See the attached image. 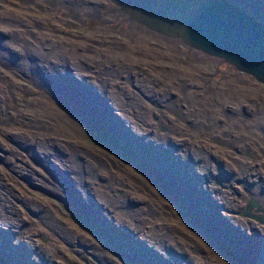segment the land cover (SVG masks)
Here are the masks:
<instances>
[{
    "label": "rangeland",
    "instance_id": "1",
    "mask_svg": "<svg viewBox=\"0 0 264 264\" xmlns=\"http://www.w3.org/2000/svg\"><path fill=\"white\" fill-rule=\"evenodd\" d=\"M132 1L0 0V264H102L98 250L115 264H264V224L241 216L250 195L264 207V131L219 115L261 116L264 81L148 28ZM231 1L264 23V0ZM224 158L247 187L218 178ZM41 245L51 259L36 257Z\"/></svg>",
    "mask_w": 264,
    "mask_h": 264
},
{
    "label": "water",
    "instance_id": "2",
    "mask_svg": "<svg viewBox=\"0 0 264 264\" xmlns=\"http://www.w3.org/2000/svg\"><path fill=\"white\" fill-rule=\"evenodd\" d=\"M133 17L204 52L223 56L264 81V23L231 0H135ZM149 5V10L140 6ZM129 10V9H128ZM261 205L253 200L249 205ZM264 222V211L258 215Z\"/></svg>",
    "mask_w": 264,
    "mask_h": 264
},
{
    "label": "bare ground",
    "instance_id": "3",
    "mask_svg": "<svg viewBox=\"0 0 264 264\" xmlns=\"http://www.w3.org/2000/svg\"><path fill=\"white\" fill-rule=\"evenodd\" d=\"M120 0H116V2H119ZM129 2H133L132 0H128ZM243 1V0H242ZM6 2V1H5ZM121 3V2H120ZM241 3V2H240ZM257 3V2H256ZM243 4V3H242ZM5 5V4H4ZM149 5H151V4H146V3H144L143 5H141L140 6V9L142 10H149ZM6 6V5H5ZM258 6V5H257ZM139 7V4L137 3V2H135V3H131L127 8H129V9H133V8H135V10H137V8ZM262 7V6H261ZM249 8V7H248ZM115 11H120L118 8H115ZM4 14V13H3ZM9 17H10V15H9ZM135 20H138L137 18H135V17H133ZM7 19V18H6ZM4 21V20H3ZM41 22V21H40ZM43 23V22H42ZM25 24V23H24ZM31 25V24H30ZM38 25V24H37ZM141 25H143V23L141 24ZM46 26V25H45ZM54 26V25H53ZM18 28V27H17ZM148 28H151V27H148ZM53 29V28H52ZM151 29H154V28H151ZM20 29H18V31H19ZM28 30V29H27ZM30 30V29H29ZM42 30V29H41ZM154 30H157V29H154ZM16 31V30H15ZM14 31V29H13V32H15ZM24 31V30H23ZM30 31H32V30H30ZM35 33V32H34ZM42 33V32H41ZM46 33V32H45ZM67 33V32H66ZM14 34V33H13ZM16 34V33H15ZM19 34V33H18ZM17 34V35H18ZM40 34V33H39ZM48 34V33H47ZM28 35V34H27ZM37 35V34H36ZM14 36V35H13ZM38 36V35H37ZM42 36V35H41ZM44 36V35H43ZM36 37V36H35ZM56 37H58V36H56ZM24 37H22L21 39H23ZM44 38V37H43ZM42 38V39H43ZM181 38V37H180ZM18 39V38H17ZM28 39V38H27ZM26 39V40H27ZM60 39V38H59ZM62 39V38H61ZM182 39V38H181ZM30 40V39H29ZM52 40H53V38H52ZM64 40V39H63ZM0 41H2V40H0ZM40 41V40H39ZM44 41V40H43ZM174 41V40H173ZM5 42V41H4ZM8 42V41H7ZM16 42V41H15ZM47 42V41H46ZM51 42V41H50ZM29 43H31V42H29ZM40 43V42H39ZM44 44H45V42H43ZM62 43V42H61ZM144 43V42H143ZM12 44V43H11ZM66 44V43H65ZM145 44V43H144ZM43 45V44H42ZM48 45V44H47ZM62 45V44H61ZM190 45V44H189ZM40 46V45H39ZM45 46V45H44ZM64 46V45H63ZM83 46V45H82ZM125 46V45H124ZM131 46V45H130ZM17 47H19V46H17ZM16 47V48H17ZM84 47V46H83ZM190 47H192V48H194V49H196V50H200L201 51V49L200 48H198V47H194V46H190ZM14 48V47H13ZM125 48H126V46H125ZM131 48V47H130ZM145 48V47H144ZM157 47L155 46H153V45H149L148 46V49H150V50H154L155 51V49H156ZM15 49V48H14ZM18 49V48H17ZM33 49V48H32ZM36 49V48H35ZM57 49V48H56ZM55 49V50H56ZM66 49V48H65ZM121 49V48H120ZM25 50V49H24ZM29 50H30V47H29ZM37 50V49H36ZM60 49H58V51H59ZM72 50V49H71ZM4 51V50H3ZM35 51V50H34ZM46 51V50H45ZM146 51V50H145ZM33 52V51H32ZM56 52V51H55ZM62 52V51H61ZM74 51H72V53H73ZM149 52V51H148ZM151 52V51H150ZM156 52V51H155ZM3 53V52H2ZM5 53V52H4ZM12 53V52H11ZM19 53V52H18ZM37 53V52H36ZM25 54V53H24ZM23 54V55H24ZM208 54H210V53H208ZM2 55V54H1ZM6 55V54H5ZM29 55V54H28ZM31 55H33L32 53H31ZM112 55V54H111ZM153 55H154V53H153ZM157 55V54H156ZM160 55H162V54H160ZM210 55H214V54H210ZM33 56H35V55H33ZM65 56V55H64ZM63 56V57H64ZM93 56H94V54H93ZM148 56V55H147ZM215 56H217V57H220V58H223V59H225L223 56H220V55H215ZM84 57V56H83ZM162 57V56H161ZM35 58V57H34ZM9 59V58H8ZM15 59V58H14ZM18 59V58H17ZM41 59V58H40ZM79 59H81V58H79ZM149 59V58H148ZM153 59H154V57H153ZM2 60V59H1ZM4 60V59H3ZM42 61V60H41ZM70 61V60H69ZM100 61H101V59H100ZM213 61V60H212ZM16 62V61H15ZM22 62H23V60H22ZM54 62V61H53ZM58 62V61H57ZM60 62V61H59ZM105 62V61H104ZM50 64H51V62H49ZM19 64V63H18ZM26 64V63H25ZM37 64V63H36ZM126 64V63H125ZM124 64V65H125ZM59 65H61L60 63H59ZM63 65V64H62ZM61 65V66H62ZM16 67V66H15ZM37 67V66H36ZM35 67V68H36ZM237 67V66H236ZM34 68V67H33ZM238 68V67H237ZM24 69V68H23ZM17 70V69H16ZM22 70V69H21ZM25 70V69H24ZM222 70V69H221ZM228 70V69H227ZM4 71V70H3ZM12 71V70H11ZM5 72V71H4ZM73 72V71H72ZM245 72H248V71H245ZM25 73V72H24ZM160 73V72H159ZM217 73V72H216ZM249 74H250V72H248ZM7 74V73H6ZM15 74V73H14ZM19 74V73H18ZM10 75V74H9ZM26 75H27V73H26ZM215 75V74H214ZM2 76V75H1ZM12 76V75H11ZM67 76V75H66ZM82 76V75H81ZM226 76V75H225ZM43 77V76H42ZM85 77V76H84ZM164 77V76H163ZM7 78V77H6ZM11 78V77H10ZM21 78V77H20ZM41 78V77H40ZM165 78V77H164ZM15 79V78H14ZM182 79V78H181ZM184 79V78H183ZM5 80H7V79H5ZM9 80H12V79H9ZM17 81V80H16ZM24 81V80H23ZM40 81V80H39ZM3 82H4V80H3ZM19 82V81H18ZM22 82V81H21ZM29 82V81H28ZM77 82V81H76ZM13 83V82H12ZM27 83V82H26ZM79 83V82H78ZM2 85V84H1ZM10 85V84H9ZM14 85V84H13ZM17 85V84H16ZM4 87V86H3ZM25 87V86H24ZM13 88H15V86L13 87ZM21 88V87H20ZM34 88V87H33ZM7 89V88H6ZM29 89V88H28ZM81 89V88H80ZM113 89V88H112ZM3 90H4V88H3ZM14 90V89H13ZM12 90V91H13ZM5 91V90H4ZM29 91V90H28ZM78 91V90H77ZM79 92V91H78ZM102 91H100L99 93H101ZM5 94V93H4ZM112 94V93H111ZM223 95H224V93H222ZM18 95V94H17ZM80 95V94H79ZM117 95V94H116ZM7 96V95H6ZM38 96V95H37ZM102 96V95H101ZM115 96V95H114ZM9 97V96H8ZM15 97V96H14ZM16 97H18V96H16ZM15 97V98H16ZM73 98H75V97H73ZM5 100H6V98H5ZM86 100V99H85ZM113 100V99H112ZM1 101H4L3 99L1 100ZM47 101V100H46ZM118 101V100H117ZM14 102V101H13ZM12 103V102H11ZM20 103V102H19ZM44 103V102H43ZM46 103V102H45ZM44 103V104H45ZM101 103V102H100ZM105 103V102H104ZM107 103V102H106ZM114 104V103H113ZM101 105V104H100ZM105 105V104H104ZM119 105V104H118ZM6 106V105H5ZM9 106H11V105H9ZM18 106V105H17ZM26 106V105H25ZM87 106V105H86ZM85 106V107H86ZM111 106V105H110ZM144 106V105H143ZM143 106L141 107V109H140V113L141 114H143V112L142 111H144L143 110ZM2 107H4V106H2ZM19 107V106H18ZM81 108V107H80ZM249 108H251V107H243V108H239V109H249ZM38 109V108H37ZM87 109V108H86ZM109 109V108H108ZM23 110V109H22ZM73 111V110H72ZM77 111V110H76ZM10 112V111H9ZM25 112V111H24ZM254 111H252V113H253ZM262 112H264V109L262 110ZM16 113V112H15ZM27 113V112H26ZM28 113H29V111H28ZM33 113V112H32ZM58 113V112H57ZM119 113H120V111H119ZM8 114V113H7ZM25 114V113H24ZM40 114V113H39ZM72 114V113H71ZM90 114V113H89ZM95 114V113H94ZM194 114H195V112H194ZM34 115V114H33ZM68 115V114H67ZM66 115V116H67ZM123 115V114H122ZM7 116H9V115H7ZM35 116V115H34ZM65 116V117H66ZM73 116V115H72ZM71 116V117H72ZM111 116V115H110ZM195 116V115H194ZM12 117V116H11ZM64 117V119H63V121L64 122H66V123H68V121H73V119L72 118H65ZM33 118V117H32ZM37 118H38V116H37ZM41 118V117H40ZM39 119V118H38ZM40 120V119H39ZM39 120H38V122H39ZM45 120V119H44ZM48 120V119H47ZM126 120V119H125ZM261 128H262V130L264 131V113H262V118H261ZM41 121V120H40ZM49 121V120H48ZM59 121V120H58ZM37 122V121H36ZM75 122V121H74ZM17 123V122H16ZM72 123V122H71ZM70 123V125H71V127L73 126L72 124ZM77 123V122H76ZM121 123V122H120ZM129 123V122H128ZM57 124V123H56ZM82 124V123H81ZM126 124H127V122H126ZM128 125V124H127ZM132 125V124H131ZM15 126V125H14ZM60 126H62V125H60ZM129 126V125H128ZM81 127V126H80ZM134 127V126H133ZM2 128V127H1ZM66 128H68V126H66ZM135 128H136V126H135ZM5 129V128H4ZM59 129V128H58ZM13 130V129H12ZM11 130V131H12ZM46 130H48V129H46ZM60 130V129H59ZM3 131V130H2ZM10 131V132H11ZM80 131V130H79ZM136 131H137V129H136ZM8 132V131H7ZM14 132V131H13ZM62 132H64V131H62ZM21 133V132H20ZM73 133V132H72ZM161 135H159L161 138L163 137V133H160ZM196 134V133H195ZM169 135V134H168ZM167 135V136H168ZM179 136H181L182 137V135H179ZM197 136H198V134H197ZM9 137V136H8ZM190 136L189 135H187V139L189 138ZM196 137V136H195ZM169 138H172V136L171 137H169ZM173 139V138H172ZM190 139V138H189ZM192 139H194V138H192ZM38 140V139H37ZM51 140V139H50ZM163 140V139H162ZM165 140H166V138H165ZM195 140V139H194ZM193 140V141H194ZM212 140V139H211ZM2 141V140H1ZM26 141V140H25ZM188 141V140H187ZM197 141V140H196ZM204 141V140H203ZM221 141V140H220ZM43 142V141H42ZM45 142V141H44ZM165 142H167V140L165 141ZM178 142V141H177ZM216 142V141H215ZM217 142H219V141H217ZM216 142V143H217ZM2 143V142H1ZM36 143V142H35ZM52 143V142H51ZM164 143V142H163ZM190 143V142H189ZM198 143V142H197ZM37 144V143H36ZM204 144V143H203ZM260 144V143H259ZM50 145H52V144H50ZM214 145V144H213ZM258 145V144H257ZM38 146V145H37ZM36 146V147H37ZM72 146V145H71ZM70 146V147H71ZM161 146V145H160ZM171 146H173V145H171ZM180 146V145H179ZM198 146V145H197ZM204 146V145H203ZM208 146V145H207ZM218 146V145H217ZM227 146V145H226ZM4 147V146H3ZM6 147V146H5ZM4 147V148H5ZM175 147V146H174ZM181 147V146H180ZM195 147H196V144H195ZM200 147V146H199ZM198 147V148H199ZM212 147V146H211ZM220 147V146H219ZM218 147V148H219ZM40 148V147H39ZM197 148V147H196ZM195 148V149H196ZM207 148V147H206ZM205 148V149H206ZM214 148V147H213ZM221 148V147H220ZM229 148H230V146H229ZM37 149V148H36ZM58 149V148H57ZM70 149V148H69ZM165 149V148H164ZM177 149V148H176ZM180 149V148H179ZM199 149H201V148H199ZM207 149H209V148H207ZM206 149V150H207ZM216 149V148H215ZM225 149V148H224ZM232 149V148H231ZM264 149V148H263ZM8 150V149H7ZM54 150V149H53ZM73 150H76V149H73ZM178 150V149H177ZM223 150V149H222ZM79 151V150H78ZM163 151V150H162ZM211 151H212V149H211ZM32 152V151H31ZM36 152V151H35ZM169 152H171V151H169ZM186 152H187V150H186ZM203 152V151H202ZM213 152V151H212ZM218 152V151H217ZM216 152V153H217ZM220 152V151H219ZM236 153H237V151H235ZM144 153V152H143ZM149 153V152H148ZM188 153V152H187ZM206 153V152H205ZM208 153V152H207ZM210 153V152H209ZM241 153V152H240ZM243 153V152H242ZM251 153V152H250ZM33 154V153H32ZM43 154V153H42ZM163 154V153H162ZM166 154V153H165ZM185 154V153H184ZM190 154V153H189ZM193 154V153H192ZM218 154V153H217ZM220 154V153H219ZM238 154V153H237ZM253 154V153H252ZM167 155V154H166ZM172 155H173V153H172ZM174 155H176V153L174 154ZM183 155V154H182ZM187 155V154H186ZM201 155V154H200ZM203 155V154H202ZM206 155V154H205ZM208 155V154H207ZM206 155V156H207ZM211 155H214L215 156V153L213 154H211ZM241 155V154H240ZM184 156V155H183ZM47 157V156H46ZM166 157V156H165ZM175 157V156H174ZM173 157V158H174ZM186 157V156H185ZM203 157V156H202ZM218 157H220V156H218ZM8 158H9V156H8ZM44 158V157H43ZM65 158V157H64ZM188 158V157H187ZM193 158V157H192ZM203 158H205V157H203ZM79 159V158H78ZM151 159V158H150ZM207 159V158H206ZM206 159L205 160H203V162L201 163V165L203 166H207V164H206ZM214 158H212V160H213ZM225 159V158H224ZM223 159V160H224ZM256 159V158H255ZM25 160V159H24ZM63 160V159H62ZM160 160V159H159ZM173 160V159H172ZM180 160V159H179ZM178 160V161H179ZM194 160V159H193ZM202 160V159H201ZM209 160V159H208ZM245 159L244 158H240V157H237V159H236V161H234V162H238L237 164L238 165H240V169H241V171L243 172V171H246L248 168H250V166L247 168V169H245L244 167H243V164H244V161ZM5 161V160H4ZM145 161V160H144ZM151 161V160H150ZM177 161V162H178ZM221 161V160H220ZM224 161H226L225 162V166H224V169H223V167H222V165H220L218 168H217V172L216 171H214V172H216V173H218L219 174V177L218 178H221L222 180H223V182H225V180H228V181H230L231 179H233V178H235V180H236V182H234V184L233 185H236V183H238L239 181L241 182L243 179H246L247 181H248V178H247V176H243V175H238V171L237 170H235V169H233V168H229V167H227L226 166V163H230V161H227L226 159L224 160ZM63 162H66V161H63ZM89 162V161H88ZM162 162V161H161ZM168 162H170V161H168ZM167 162V163H168ZM256 162V161H255ZM48 163V162H47ZM70 163V162H69ZM80 163V162H79ZM86 163V162H85ZM174 163V162H173ZM210 163H212V162H210ZM223 163V162H222ZM232 163V162H231ZM66 164V163H65ZM160 164V163H159ZM6 165H7V163H6ZM62 165V164H61ZM145 165V164H144ZM173 165V164H172ZM229 165H231V164H229ZM234 165V164H233ZM48 166V165H47ZM203 166V167H204ZM88 167V166H87ZM162 167V166H161ZM208 167V166H207ZM207 167H206V169H207ZM213 167V166H212ZM70 168V167H69ZM171 168H172V166H171ZM200 168V167H199ZM235 168V167H234ZM175 169V168H174ZM197 169V168H196ZM237 169V168H236ZM239 169V170H240ZM216 170V169H215ZM204 171V170H203ZM212 171V170H211ZM160 172V171H159ZM167 172H169V171H167ZM240 172V171H239ZM83 173V172H82ZM163 173V172H162ZM173 173V172H172ZM206 174V173H205ZM243 174V173H242ZM246 174V173H245ZM249 174V173H248ZM82 176V175H81ZM106 176V175H105ZM176 176V175H175ZM188 176V175H187ZM213 176V175H212ZM80 177V176H79ZM96 177V176H95ZM167 177V176H166ZM81 178V177H80ZM214 178V177H213ZM238 178L240 179V180H238ZM77 179V178H76ZM170 179V178H169ZM215 179V178H214ZM78 180V179H77ZM255 180H257V178L255 179ZM84 181H86L87 183L86 184H88V186H91L90 185V183L92 182L93 183V181H91L89 178H85L84 180H83V182ZM182 181V180H181ZM233 181V180H232ZM68 182V181H67ZM252 182V181H251ZM263 182V181H262ZM261 182V183H262ZM76 184H77V182H76ZM84 184V183H83ZM94 184H95V181H94ZM82 185V184H81ZM80 185V186H81ZM195 185V184H194ZM224 185H226V184H224ZM79 186V185H78ZM84 186V185H83ZM95 186L97 187V184H95ZM213 186V185H212ZM215 186H217V185H215ZM83 188V187H82ZM81 188V191H83V189ZM89 188V187H88ZM93 188V187H92ZM85 189V188H84ZM210 189H212V188H209V184L207 183V189L205 190V195L207 196V194H208V196H210V197H208V199H210V198H212V199H214V197L212 196V194L209 192V190ZM237 189V188H236ZM94 190V189H93ZM214 190V189H213ZM238 190V189H237ZM99 191V190H98ZM225 191V190H224ZM239 191V190H238ZM94 192H96V190H94ZM200 192H201V190L200 189H198L197 188V190H193L192 191V193H191V196L192 197H194L195 198V196H198L199 194H200ZM234 192V191H233ZM241 192V191H240ZM232 192H228L227 194H231ZM88 194V193H87ZM188 194V193H187ZM15 195V194H14ZM86 195V194H85ZM98 195V194H97ZM96 195V196H97ZM103 195V194H102ZM242 195V194H241ZM89 196V195H88ZM99 196V195H98ZM205 196V197H206ZM15 197V196H14ZM91 197V196H90ZM100 197V196H99ZM17 198V197H16ZM88 198V197H87ZM93 198V197H92ZM200 198L201 199H203V197L202 196H200ZM12 199V198H11ZM10 198H7V200H6V202H5V204L4 205H7L9 208H10V211H11V204H12V200H11ZM91 199V198H90ZM101 199V198H100ZM99 199V200H100ZM109 199V198H108ZM117 199H119V198H117ZM197 199V198H196ZM89 200V199H88ZM95 200V199H94ZM103 200V199H102ZM105 200H107L106 198H105ZM253 200H255V201H257L256 200V198L254 197V196H252V195H250V197H249V201H248V203L245 205V207H244V209H243V211H241V216H249V218L251 219V220H255L256 222H258L259 224L260 223H262V224H264V222L263 221H261V220H259L258 219V215H261L262 213H263V211H264V207L262 206V204L261 203H259V201H257L260 205H261V207H259L257 204H254V202H253V205H251L250 207H249V209H248V205L253 201ZM91 200H89V202H90ZM110 201V200H109ZM114 201V200H113ZM117 201V200H116ZM120 201V200H119ZM202 201V200H201ZM214 201V200H213ZM120 202H123V201H120ZM190 202V201H189ZM105 203H107V202H105ZM104 203V204H105ZM113 203V202H112ZM117 203V202H116ZM192 203V202H191ZM3 204V203H2ZM85 204V203H84ZM92 204V203H91ZM36 205V204H35ZM113 205V204H112ZM121 205V204H120ZM123 205H125V204H123ZM195 205H196V203H195ZM199 205V204H198ZM197 205V206H198ZM91 206V205H90ZM90 206H88V207H90ZM94 206V205H93ZM114 206V205H113ZM117 206V205H116ZM202 206V205H201ZM211 206V205H210ZM120 207V206H119ZM118 207V208H119ZM14 209V208H13ZM35 209V208H34ZM82 209V208H81ZM205 209V208H204ZM214 213H218V212H220V213H222V211L218 208V205H216L214 208ZM83 210V209H82ZM88 210V209H87ZM102 210V209H101ZM13 212V211H12ZM111 214V213H110ZM115 214V213H114ZM19 215V214H18ZM21 215V214H20ZM90 215H91V213H90ZM93 215V214H92ZM119 215V214H118ZM118 215H117V217H118ZM120 215H122V214H120ZM216 216V215H215ZM15 217V216H14ZM18 217H20V216H18ZM116 217V218H117ZM22 218V217H21ZM99 218V217H98ZM10 219V218H9ZM24 219V218H23ZM3 220V219H2ZM16 220V219H15ZM21 220V219H20ZM19 220V221H20ZM26 220V219H25ZM57 220V219H56ZM56 220H54V221H56ZM98 220H100V219H98ZM121 220H122V218H121ZM124 220V219H123ZM144 220V219H143ZM213 220H215L214 218H213ZM218 220L220 221V222H222L221 221V219H220V217L218 216ZM113 221V220H112ZM120 221V220H119ZM8 223H13L14 221L13 220H8L7 221ZM53 222V221H52ZM60 222V221H59ZM59 222H58V224H59ZM92 222V221H91ZM254 222V221H253ZM1 223H2V221H1ZM27 223V222H26ZM119 223V222H118ZM123 223H125V221L123 222ZM209 223H211L212 225L214 224V221H213V223H212V221L211 222H209ZM255 223V222H254ZM57 224V225H58ZM102 224V223H101ZM221 224V223H220ZM256 224V223H255ZM261 224V225H262ZM2 225V224H1ZM52 225V224H51ZM55 225V224H54ZM63 225V224H62ZM129 225V224H128ZM143 225V224H142ZM144 225H145V223H144ZM5 226V225H4ZM15 226V225H14ZM16 226H17V224H16ZM96 226V225H95ZM146 226V225H145ZM221 226L223 227V229L225 230V232L224 233H227V234H229L228 233V231H227V229H225V226L224 225H222L221 224ZM257 226V225H256ZM121 227V226H120ZM34 228H36V227H34ZM58 228V227H57ZM104 228V227H103ZM122 228V227H121ZM26 229V228H25ZM126 229V228H125ZM27 230V229H26ZM61 230V229H60ZM21 231V230H20ZM65 231L66 232H71L69 229H67V228H65ZM105 231V230H104ZM12 232V231H11ZM23 232V231H22ZM139 232V231H138ZM233 232V231H232ZM7 233V232H6ZM11 234V233H10ZM68 234V233H67ZM72 234V233H71ZM110 234V233H109ZM112 234V233H111ZM142 234V233H141ZM148 234H149V232H148ZM28 235V234H27ZM66 235V234H65ZM230 235V234H229ZM22 236V235H21ZM68 236V235H67ZM102 236V235H101ZM149 236V235H148ZM18 237V236H17ZM104 237V236H103ZM127 237V236H126ZM22 238V237H21ZM152 238V237H151ZM164 238V237H163ZM3 239H5V238H3ZM14 239V238H13ZM120 239V238H119ZM124 239V238H123ZM140 239V238H139ZM150 239V238H149ZM18 240V239H17ZM23 240V239H22ZM131 240V239H130ZM151 240H153V238L151 239ZM30 242V241H29ZM128 242V241H127ZM156 242V241H155ZM160 242H162V243H164V246H166L171 252H174L173 251V249H171V248H169V247H172L173 245L170 243V242H168V243H165V240H160ZM172 242V241H171ZM250 242V241H249ZM12 243V242H11ZM25 244V243H24ZM122 244H123V242H122ZM168 244V245H167ZM34 245V244H33ZM126 245V244H125ZM241 245V244H240ZM13 246H15V245H13ZM43 248H41V249H39V251H38V253L36 254V257L38 258H41V257H43V256H45V258H49V259H51L50 258V256H49V254H48V250H46V246H44V245H41ZM161 246V245H160ZM9 247V246H8ZM21 247V246H20ZM32 247V246H31ZM159 247V246H158ZM2 248V247H1ZM24 248V247H23ZM167 249V250H168ZM180 249V248H179ZM26 250V249H25ZM98 250V249H97ZM107 249L105 248V251H106ZM8 251V250H7ZM99 251V252H98ZM97 252L99 253V257H100V259H101V262H102V264H115V263H111V261L112 260H110L108 257H107V255L104 253V252H102L101 250H98ZM169 251V252H170ZM253 251V250H252ZM13 252V251H12ZM35 252V251H34ZM162 252H164V250L162 251ZM167 252V251H166ZM180 253V252H179ZM12 255V254H11ZM10 256V255H9ZM57 256V255H56ZM175 256V255H174ZM36 257H34V258H36ZM55 257V256H54ZM64 257V256H63ZM68 257V256H67ZM28 258V257H27ZM60 258V257H59ZM172 257H170V259H171ZM256 258V257H255ZM24 260V259H23ZM70 260V259H69ZM56 261V260H55ZM1 262V261H0ZM49 262V261H48ZM50 262H52V261H50ZM142 262V261H141ZM17 263V262H16ZM26 263H27V261H26ZM3 264V263H2ZM42 264V263H41ZM47 264V263H46ZM50 264V263H49ZM52 264H54V263H52ZM69 264V263H68ZM143 264V263H142Z\"/></svg>",
    "mask_w": 264,
    "mask_h": 264
},
{
    "label": "flooded vegetation",
    "instance_id": "4",
    "mask_svg": "<svg viewBox=\"0 0 264 264\" xmlns=\"http://www.w3.org/2000/svg\"><path fill=\"white\" fill-rule=\"evenodd\" d=\"M220 111H221V113L219 115L222 118H224V119L225 118H231V119L237 121L239 124L247 126V128H248L247 129V133L249 135H251V134L254 133V130L253 129H255V128L262 129L261 128V122H260L259 125H257V123H256V121L261 120L262 115L261 116H257L254 107H251L249 109H239L237 106L236 107H226V108H223L222 107ZM252 111H254V112L252 113ZM228 136L230 137V139L233 138V141L234 142H237V141H241L242 140V137H240L236 133L235 134L229 133ZM243 137H246V136L244 135ZM242 181H244L245 187H247L248 181L246 179H243ZM251 181L252 180L250 179V182ZM248 187H249L250 192H251V187L249 186V184H248ZM248 201H249V198L246 200V204L248 203Z\"/></svg>",
    "mask_w": 264,
    "mask_h": 264
}]
</instances>
